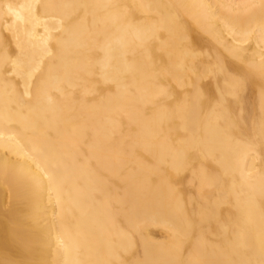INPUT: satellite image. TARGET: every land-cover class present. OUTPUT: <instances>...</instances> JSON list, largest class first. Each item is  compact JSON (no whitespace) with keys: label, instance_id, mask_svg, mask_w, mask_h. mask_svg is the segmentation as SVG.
I'll list each match as a JSON object with an SVG mask.
<instances>
[{"label":"bare ground","instance_id":"6f19581e","mask_svg":"<svg viewBox=\"0 0 264 264\" xmlns=\"http://www.w3.org/2000/svg\"><path fill=\"white\" fill-rule=\"evenodd\" d=\"M0 264H264V0H0Z\"/></svg>","mask_w":264,"mask_h":264}]
</instances>
